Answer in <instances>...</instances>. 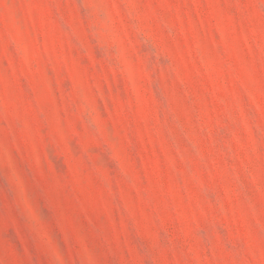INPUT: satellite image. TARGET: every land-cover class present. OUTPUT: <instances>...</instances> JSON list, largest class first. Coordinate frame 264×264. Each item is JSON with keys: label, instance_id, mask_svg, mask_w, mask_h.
<instances>
[{"label": "rangeland", "instance_id": "obj_1", "mask_svg": "<svg viewBox=\"0 0 264 264\" xmlns=\"http://www.w3.org/2000/svg\"><path fill=\"white\" fill-rule=\"evenodd\" d=\"M0 264H264V0H0Z\"/></svg>", "mask_w": 264, "mask_h": 264}]
</instances>
